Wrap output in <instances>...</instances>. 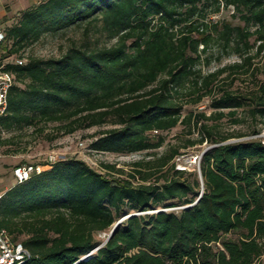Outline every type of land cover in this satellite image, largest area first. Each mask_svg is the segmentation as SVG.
Here are the masks:
<instances>
[{
	"label": "trees",
	"instance_id": "trees-1",
	"mask_svg": "<svg viewBox=\"0 0 264 264\" xmlns=\"http://www.w3.org/2000/svg\"><path fill=\"white\" fill-rule=\"evenodd\" d=\"M229 7L242 26L213 18ZM2 30L0 63L13 81L0 115L2 156L25 150L3 134L42 133L49 123V141L109 125L91 136L96 152L155 150L177 125L198 133L183 148L211 145L191 179L174 169L179 147L170 146L128 173L70 157L12 185L0 200V228L28 251L23 264H264V141L219 128L223 118L249 120L256 135L264 122V84L228 88L258 70L264 0H41ZM69 31L80 37L59 55L23 57L41 38ZM231 55L240 60L203 71ZM204 97L209 114L182 115ZM127 215L108 240L95 238Z\"/></svg>",
	"mask_w": 264,
	"mask_h": 264
},
{
	"label": "rangeland",
	"instance_id": "rangeland-1",
	"mask_svg": "<svg viewBox=\"0 0 264 264\" xmlns=\"http://www.w3.org/2000/svg\"><path fill=\"white\" fill-rule=\"evenodd\" d=\"M40 1L41 0H1L0 11H2L3 14L0 15V27L2 29H6L17 21L19 15L25 9L36 5ZM232 15L233 9L229 7L225 10H221L213 18L215 20H224L229 22L231 25L242 26V23L238 21L237 17L234 18ZM79 37V33L74 31H69L62 36H46L41 38L33 45L28 46L22 54L24 58L28 55H34L41 58L57 56L66 48L70 39H78ZM250 43H254V47L250 51L251 54H254L255 47L257 45V43L254 42V37L250 38ZM239 60L240 58L236 55L224 57L219 62H213L210 66L204 68L203 71H213L221 66L238 62ZM252 63L255 67H258V70H250L245 75L238 76L231 82V85L228 87L229 89L244 92L249 89H254V87L258 84H264V51L257 55L252 60ZM199 111H202L206 114L211 112V109L209 108L208 97H204L201 102L196 105L184 106L182 109V115ZM224 112L226 113L227 111L225 110ZM238 115H243L241 110H238ZM219 123V128L224 132L245 134V136L240 138L242 140L260 139L264 141V122H258V124H256L257 129H259V133L256 135H251L249 133L254 126V124L249 120H247V122L244 124L233 125L230 124L227 118H223ZM55 127L56 123H49L44 126L42 133L37 132L34 127H28L24 128L21 132L3 134L5 137L12 135V137L20 139L19 141H21V144H18L17 147L22 149L24 146L25 150H21L13 154H5L2 158H0V186L2 189H8L13 185L10 174L11 168L13 166L24 163L44 165L47 162L48 155L51 153H54L59 160L70 157L80 159L92 169L102 173L103 170L101 169V163L113 164L116 168L122 169L125 173H128L129 171H132V165L134 162L153 159L166 151L170 146L179 147V154L171 161V163L174 165V169L184 170L186 172L184 176H186L188 179H191L192 176L188 175L190 172H199V160L201 152L205 148L208 149L211 147L209 143H203L201 145L183 148L182 145L185 143V140L188 137L197 138L198 133L195 130L191 136H188L184 126L177 125L169 131L161 133V135L164 137V143L158 149L132 154L96 152L88 147V144L92 138L91 136L101 129L109 128V125L78 130L72 134L62 135L52 141H49L47 137L55 129ZM79 143H81V145H79ZM164 171L165 168L161 170V172ZM159 174L160 173H155L150 181H154V179ZM148 212L150 213L151 211ZM107 234V232H102L97 234L95 238L97 240H104ZM17 241L20 242V239Z\"/></svg>",
	"mask_w": 264,
	"mask_h": 264
},
{
	"label": "built area",
	"instance_id": "built-area-1",
	"mask_svg": "<svg viewBox=\"0 0 264 264\" xmlns=\"http://www.w3.org/2000/svg\"><path fill=\"white\" fill-rule=\"evenodd\" d=\"M4 40V33L0 27V45ZM23 60L15 58L13 64L21 65ZM4 63H0V115L4 114L7 107V93L13 81L11 74L4 69ZM81 145V143H79ZM0 152V158H2ZM58 157L51 153L47 157V162L44 165L31 163L17 164L11 168L10 174L12 184L21 183L31 176L40 173L50 167L51 163L56 162ZM7 189H2L0 186V200ZM30 257L28 251L20 242H14L8 233L0 228V264H23Z\"/></svg>",
	"mask_w": 264,
	"mask_h": 264
},
{
	"label": "water",
	"instance_id": "water-1",
	"mask_svg": "<svg viewBox=\"0 0 264 264\" xmlns=\"http://www.w3.org/2000/svg\"><path fill=\"white\" fill-rule=\"evenodd\" d=\"M207 148H205L202 152H201V155L203 154V152L206 150ZM202 193V189L200 190V193H199V196H200V194ZM197 200H198V198H197ZM196 200V201H197ZM195 201V202H196ZM160 211H163V210H160ZM151 212H153V211H151ZM130 215H136V213L135 214H130ZM130 215H127V216H124V217H122L121 219H119L116 223H114L113 225H112V227L110 228V230H109V232H108V234H107V236H106V238H105V240H104V242L106 241V240H108L115 232H116V230H117V228H118V226H119V223L121 222V220L122 219H124V218H126V217H128V216H130ZM103 242V243H104ZM102 243V244H103ZM100 247V245L98 246V247H96L94 250H96V249H98Z\"/></svg>",
	"mask_w": 264,
	"mask_h": 264
},
{
	"label": "crops",
	"instance_id": "crops-1",
	"mask_svg": "<svg viewBox=\"0 0 264 264\" xmlns=\"http://www.w3.org/2000/svg\"><path fill=\"white\" fill-rule=\"evenodd\" d=\"M1 1V0H0ZM3 14V12L2 11H0V15H2Z\"/></svg>",
	"mask_w": 264,
	"mask_h": 264
}]
</instances>
